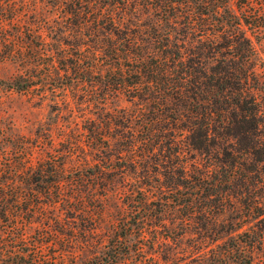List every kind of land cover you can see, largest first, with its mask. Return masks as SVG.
I'll return each mask as SVG.
<instances>
[{"label": "rangeland", "instance_id": "rangeland-1", "mask_svg": "<svg viewBox=\"0 0 264 264\" xmlns=\"http://www.w3.org/2000/svg\"><path fill=\"white\" fill-rule=\"evenodd\" d=\"M226 1L231 13L219 14L222 23L209 15H203V23L212 26L208 33L222 45L231 39L251 41L256 93L264 105V0ZM6 4L9 10L3 11ZM199 4L204 6L185 0H10L0 7V191L5 185L11 192L10 183L25 186L28 176H13V171L47 170L52 197L32 193L30 202L43 204L34 217L46 218L45 230L63 232L58 247L66 249L71 264L107 255L117 264H241L245 257L238 244L248 236L239 234H253L249 228L258 219H248L238 229L243 219L235 198L233 207L225 205L218 214V197L207 199L209 191L189 181L214 168L208 154L189 143L188 126L201 115L180 101L170 103L163 117L172 123V134L149 141L148 128L160 116L158 105L116 91L119 86L106 65L114 64L111 58L100 53L91 72L75 74L69 67L78 58L83 66L93 60V42L84 33L93 31L95 18L101 24L112 17L125 24L157 27L160 22L176 30L182 52L201 47L184 18L165 19L157 11L171 5L182 16ZM135 7L140 8L137 13ZM10 12L18 20L7 19ZM227 19L235 23L227 24ZM85 20L89 23L80 31L78 24ZM102 39L107 46L110 37ZM185 56L187 61L194 58L190 51ZM16 78L33 85L12 89L8 82ZM10 176L13 180L5 179ZM223 188L221 184L216 190ZM231 189L240 186L234 182ZM208 202L211 214L191 213ZM252 254L264 264V244Z\"/></svg>", "mask_w": 264, "mask_h": 264}, {"label": "trees", "instance_id": "trees-1", "mask_svg": "<svg viewBox=\"0 0 264 264\" xmlns=\"http://www.w3.org/2000/svg\"><path fill=\"white\" fill-rule=\"evenodd\" d=\"M185 1L204 3V6L199 4V9L182 16H178L180 10L176 11V7L171 5H163L157 11L165 19H185L189 33L198 36V41L202 42L201 47L198 45L196 49L188 50L194 58L186 60L185 55L188 52H182L183 46L176 42V30H171L170 26L163 28L160 22L157 27L140 23L125 24L117 22L113 17L101 24L100 18H95L93 31L84 33L93 42V45L89 46L92 48L90 52L93 60L83 66L84 60L81 63L78 58L79 60L72 62L69 67L75 74L91 72L98 66L96 57L100 53L111 58L114 64L109 62L106 65H110L108 72H112L111 80L119 86L116 91L130 92L134 97L158 105L160 116L155 118L151 122V128H148L149 141L156 136L166 138L167 134H172V123H168L163 117L166 115L163 114L164 109L172 103L180 101L182 105L201 115V119L192 121L188 126L189 143L195 149L207 153L214 168L209 173L192 175L189 181H196L197 189H207V199L210 196L218 197L221 201L219 212H216L218 214L224 212L225 205L233 207L232 197L235 198L239 217L243 219L242 224H237L238 229L244 227L243 223L248 219H258V222L249 228L253 230V234L249 236L250 232L247 230L239 234L242 237L248 236V239L241 240L242 244L238 245H241L240 252L245 254L241 264H259L254 261L252 253L256 248L262 249L264 244V105L256 93L257 75L252 65V43L249 39H231L222 45L218 39L211 36V32L208 33L212 26L209 29L205 27L203 15L214 16L213 21L222 23V16L220 18L219 14L222 11L231 13L226 0ZM9 2L10 0L0 3V7ZM5 7L3 11L9 10L8 4ZM139 9L135 7L133 12L137 13ZM6 18L10 21L18 20L16 14L11 12ZM87 22L85 20L78 24L80 31L85 29ZM233 23L235 22L227 19V24ZM171 28L173 29V26ZM26 29L30 31L28 26ZM105 35L110 37L107 46L105 41L101 40ZM211 60H215L216 64H211ZM178 66L180 67L176 70ZM99 71L101 72L100 69ZM175 71L179 73L178 77H175ZM8 85L12 89L22 90L28 89L33 82L22 84L16 78L13 82H8ZM146 143L149 152H153L154 149L149 148L151 142ZM46 172L43 166L36 169L30 167L23 172L13 171V176L21 173L28 176L25 186L20 188L19 185L10 183L11 192L4 190L5 185L1 186L0 264H71L67 260L66 249L63 246L58 247L61 241L59 237L63 232L45 230L48 225L46 218L36 220L34 217L44 207L39 201L30 202L29 196L36 193L52 197L54 186L45 179ZM13 176L5 179L13 180ZM234 182L240 189H231ZM221 184L224 188L217 192L216 188ZM60 195L61 192L57 198ZM23 203L24 207L17 209L16 205ZM212 207L210 202L203 206L196 205L191 213L211 214ZM58 218L60 220V217ZM34 223L38 226L32 230ZM52 247L53 250H48ZM117 263L109 255L97 260L83 261V264Z\"/></svg>", "mask_w": 264, "mask_h": 264}]
</instances>
